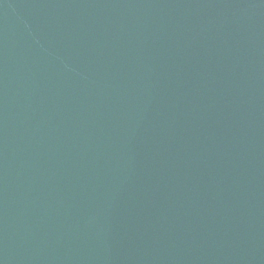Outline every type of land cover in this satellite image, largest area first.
I'll return each instance as SVG.
<instances>
[{
	"label": "water",
	"instance_id": "water-1",
	"mask_svg": "<svg viewBox=\"0 0 264 264\" xmlns=\"http://www.w3.org/2000/svg\"><path fill=\"white\" fill-rule=\"evenodd\" d=\"M0 264H264V106L104 135L0 124Z\"/></svg>",
	"mask_w": 264,
	"mask_h": 264
}]
</instances>
